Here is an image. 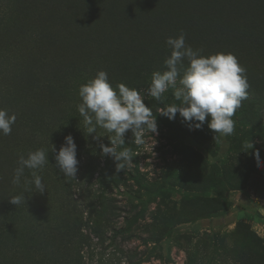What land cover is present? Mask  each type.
I'll return each mask as SVG.
<instances>
[{
  "label": "trees",
  "instance_id": "1",
  "mask_svg": "<svg viewBox=\"0 0 264 264\" xmlns=\"http://www.w3.org/2000/svg\"><path fill=\"white\" fill-rule=\"evenodd\" d=\"M20 1L0 0V109L16 116L11 133L0 134V238L17 231L20 246H33L43 254L39 264H76L80 241L74 233L81 219L62 190L55 155L68 135L74 139L76 153L86 146L88 126L78 111L80 86L104 71L114 89L121 83L138 91L148 89L152 73L166 70L164 61L171 53L166 40L183 34L185 44L203 56L231 53L237 58L249 84L248 98L237 112L242 118L250 117L264 105V0H27L23 8ZM175 90L169 87L161 100H151L181 106ZM153 117L173 137H185L186 132L198 137L210 130L208 118L202 128L190 130L177 115L174 120L158 113ZM133 143V136L126 137L124 146ZM38 149L48 157L43 169L36 170L44 192L25 185V179H32L29 169L19 185L12 183L20 156L26 158ZM193 157L202 159L198 154ZM110 159L108 166L121 175ZM133 178L149 197L152 184L138 167ZM228 180L226 170L219 178H209L216 189H238ZM187 190L207 189L190 184ZM222 194L186 200L182 205L188 204L189 209L183 215L198 221L225 210ZM16 195L24 197L18 206L10 202ZM32 207H41L52 220L22 230V215ZM103 211L95 213L96 229ZM144 214L142 210L127 220L128 227ZM19 245L15 246L18 252ZM67 248L70 253L64 258L61 254Z\"/></svg>",
  "mask_w": 264,
  "mask_h": 264
},
{
  "label": "rangeland",
  "instance_id": "2",
  "mask_svg": "<svg viewBox=\"0 0 264 264\" xmlns=\"http://www.w3.org/2000/svg\"><path fill=\"white\" fill-rule=\"evenodd\" d=\"M26 2L21 0L19 7L23 8ZM139 93L153 114H161L171 104L152 101L148 89ZM237 110L232 117L234 132L228 136L211 130L205 135L203 130L198 137L188 132L185 137H173L156 119L157 132L146 129L143 143L134 140L129 144L127 148L136 164L125 162L118 176L108 166L111 156L101 150V145L111 146L114 133L99 127L96 133H88L86 146L76 153V176L65 177L56 169L67 202H71L82 221L74 233L80 241L76 264H264V105L247 118H242ZM176 115L177 120L182 119L179 112ZM131 136V130L127 131L124 141ZM249 143L253 148L246 147ZM114 147L118 152L125 148L124 144ZM256 151L260 153L259 163ZM136 167L152 184L149 197L135 183ZM223 170L238 189H216L209 182L213 175L219 178ZM190 184L207 190L188 191ZM219 191L223 192L225 210L198 221L187 220L190 217L183 215L189 209L188 204L182 205L186 200L219 198ZM41 201L44 203L45 199ZM142 210L143 219L129 228L126 221ZM102 211L104 215L96 229L95 213ZM22 218V230L52 220L41 207L29 208ZM14 232L0 238V264H39L43 256L40 250L20 246L18 232ZM16 245L22 247L19 252ZM69 253L67 248L61 256L68 258Z\"/></svg>",
  "mask_w": 264,
  "mask_h": 264
},
{
  "label": "clouds",
  "instance_id": "3",
  "mask_svg": "<svg viewBox=\"0 0 264 264\" xmlns=\"http://www.w3.org/2000/svg\"><path fill=\"white\" fill-rule=\"evenodd\" d=\"M166 44L171 49L164 61L166 70L152 73L147 94L161 100L162 94L172 87L176 89L174 96L182 104L171 105L160 113L174 120L179 112L190 130L202 128L208 118L207 126L214 134H233L235 122L232 117L248 98L249 89L245 69L239 65L237 58L231 53L203 56L200 50H193L185 44L183 34L177 38L169 37ZM178 77L180 87L176 88ZM79 96L82 103L78 105V111L88 126V133H96L97 127L114 133L110 139L111 146L101 145V150L117 162V171L124 169L125 162L132 160L130 149L124 148L118 152L114 147L125 143L127 131L131 130L137 144L144 142L142 135L146 129L149 133L157 132L156 118L153 119V112L146 106L139 91L123 83L114 89L104 71H99L94 79L81 85ZM15 121V114L9 115L6 110L0 109V134L9 135ZM246 147L251 149L253 145L249 143ZM76 148L73 137L68 135L65 144L55 155V165L65 177L74 178L78 171ZM255 156L259 163V151L255 152ZM47 162L48 157L43 149L29 152L26 158L20 156L12 183L19 185L25 169H29L32 170V179H25V185H34L36 191L44 192L45 186L36 170H42ZM22 200L24 197L21 195L10 197V202L15 206Z\"/></svg>",
  "mask_w": 264,
  "mask_h": 264
}]
</instances>
